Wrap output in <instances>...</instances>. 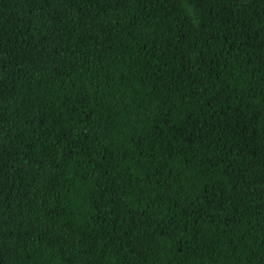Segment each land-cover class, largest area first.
Here are the masks:
<instances>
[{
	"label": "trees",
	"instance_id": "16d2710c",
	"mask_svg": "<svg viewBox=\"0 0 264 264\" xmlns=\"http://www.w3.org/2000/svg\"><path fill=\"white\" fill-rule=\"evenodd\" d=\"M0 264H264V0H0Z\"/></svg>",
	"mask_w": 264,
	"mask_h": 264
}]
</instances>
